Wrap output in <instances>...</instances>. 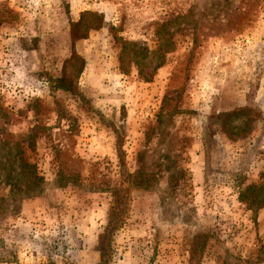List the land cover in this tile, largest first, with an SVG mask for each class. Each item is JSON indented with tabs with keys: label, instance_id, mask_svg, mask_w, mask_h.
Listing matches in <instances>:
<instances>
[{
	"label": "rangeland",
	"instance_id": "1",
	"mask_svg": "<svg viewBox=\"0 0 264 264\" xmlns=\"http://www.w3.org/2000/svg\"><path fill=\"white\" fill-rule=\"evenodd\" d=\"M71 48L79 100L52 87ZM29 131L41 183L17 191ZM263 180L264 0H0V264H96L111 213L109 264H264V207L237 200Z\"/></svg>",
	"mask_w": 264,
	"mask_h": 264
},
{
	"label": "trees",
	"instance_id": "2",
	"mask_svg": "<svg viewBox=\"0 0 264 264\" xmlns=\"http://www.w3.org/2000/svg\"><path fill=\"white\" fill-rule=\"evenodd\" d=\"M101 17L98 15H94L88 12L80 13L77 21L69 24L68 35L70 42H75L78 39H83L85 35L90 30H95L100 27ZM159 31L157 30L156 34L158 35ZM156 35V36H157ZM171 34L169 35H161L157 36V39L160 40V46L158 50H156V64L155 67L161 65L165 59L168 51L171 50V42L169 39ZM126 42L123 43L121 51L118 56L119 69L121 72L126 73L129 65H133L135 67H142L145 62L138 63L136 61V57H138L139 53L143 51L142 49H133L132 46H127ZM127 46V47H126ZM133 55V56H132ZM127 56H132L128 59ZM146 56V55H143ZM146 58V57H144ZM84 63L83 60L75 54V52L71 48V52L69 56L62 62L59 76L52 80V87L55 90L67 93L69 95L74 96L79 100V94L76 92L75 83L79 74L83 69ZM82 104H85V101H79ZM249 112L246 110H232L228 112H222L215 116V118L219 122V127L221 128L224 134H231L232 130L228 127V123L230 119L235 117H243L247 115ZM35 135L32 134L31 131L29 133L23 135L19 142L13 144V146H9L7 151H13L12 157H14L17 161H19L20 168L26 173L22 174V183L17 182L18 185H12L13 187L26 189L28 191H36L39 188L41 183V179L37 176L35 165L29 164L26 162L27 157L24 156V153L28 151L32 153L35 151ZM22 144V146H21ZM15 146V147H14ZM15 149V151H14ZM6 150V149H5ZM11 157V156H10ZM11 157V159H12ZM4 161H8V158H3ZM13 160V159H12ZM136 175L133 176L132 180H134ZM140 186V183L136 184ZM237 200L240 204L244 206V208L251 212H256L257 210L264 207V180L259 181L254 184H249L242 189H239L237 192ZM117 216L114 213H111L109 216L107 225L104 227L103 232L98 236L97 241V251H98V260L96 264H109L110 258V241L113 235V232L117 226Z\"/></svg>",
	"mask_w": 264,
	"mask_h": 264
}]
</instances>
